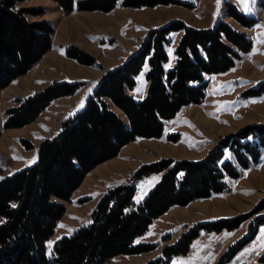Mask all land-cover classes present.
<instances>
[{"label":"trees","instance_id":"16d2710c","mask_svg":"<svg viewBox=\"0 0 264 264\" xmlns=\"http://www.w3.org/2000/svg\"><path fill=\"white\" fill-rule=\"evenodd\" d=\"M22 1L0 0V88L29 73L52 48L53 25L29 17L42 14L43 9L19 7ZM53 1L67 13L110 12L119 1L136 8L179 3ZM260 5L264 7V0ZM227 12L244 27L256 23L231 3ZM176 32L183 33L175 49V63L167 67V47ZM253 46L247 33L223 20L205 29L173 21L150 30L136 53L100 78L85 106L65 119L53 137L43 140L33 164L0 179V264H107L119 255L150 252L156 243L136 241L156 219L174 206L222 193L227 188V177L236 179L241 168L257 164L264 149V125L249 126L228 136L202 160L165 159L145 164L129 181L102 195L89 223L58 239L51 254L47 252L48 241L66 211L65 202L86 175L138 138H161L167 121L184 107L203 102L209 76L232 69ZM66 56L86 65L96 63L93 56L77 47L68 48ZM146 66L147 93L137 101L130 92ZM83 85L82 81H53L45 89L19 98L18 104L7 110L4 127L20 128L33 123L54 100L75 94ZM250 92L264 93V84ZM226 152L235 157V162L226 158ZM152 174L159 175L158 181L137 202L136 183ZM242 222L237 218L201 223L166 246L162 256L144 264H170L173 256L188 254L200 231L232 230ZM252 237L253 234L249 236ZM246 242L237 243L217 264L230 262Z\"/></svg>","mask_w":264,"mask_h":264},{"label":"rangeland","instance_id":"374dc122","mask_svg":"<svg viewBox=\"0 0 264 264\" xmlns=\"http://www.w3.org/2000/svg\"><path fill=\"white\" fill-rule=\"evenodd\" d=\"M141 8L127 7L121 1L110 12L101 10L65 12L53 0H24L19 7L41 8L44 19L54 27L52 48L26 75L0 88V179L33 164L44 139L53 137L62 122L81 110L107 70L123 64L136 53L148 32L173 21L205 29L223 20L247 33L253 41L250 52L242 54L229 71L209 76V85L201 104L184 107L167 121L161 138H138L123 147L118 156L95 168L85 177L58 221L47 244L51 254L54 243L90 222L99 199L110 188L129 181L145 164L165 159L197 161L207 157L228 136L249 126L264 125V93L252 95V89L264 84V7L261 0H178ZM256 20L254 26H242L227 12L229 4ZM183 32L172 34L167 47L171 67L175 49ZM77 47L93 56L96 63L86 65L66 56ZM148 66L136 77L130 93L142 100L147 93ZM53 81H82L73 95L54 100L33 122L20 128H5L7 110L19 98L41 91ZM257 93V92H256ZM121 114V113H120ZM123 118V115H121ZM226 158L235 157L226 152ZM159 179L158 174L137 182L135 200H143ZM226 189L207 199H196L186 206H174L160 216L136 243H156L150 252L119 255L107 264H144L163 255L166 246L176 243L191 228L201 223L241 218L235 229L202 230L186 255H175L170 264H217L243 241L239 252L226 264H264V149L257 164L240 169L236 179H225ZM253 234L252 238H249Z\"/></svg>","mask_w":264,"mask_h":264}]
</instances>
